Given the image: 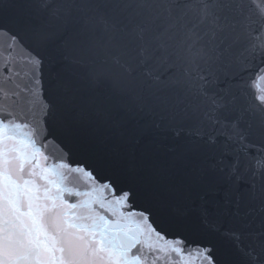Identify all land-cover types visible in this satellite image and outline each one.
<instances>
[{
	"label": "snow or ice",
	"instance_id": "snow-or-ice-1",
	"mask_svg": "<svg viewBox=\"0 0 264 264\" xmlns=\"http://www.w3.org/2000/svg\"><path fill=\"white\" fill-rule=\"evenodd\" d=\"M0 36V264H264V0H0Z\"/></svg>",
	"mask_w": 264,
	"mask_h": 264
},
{
	"label": "water",
	"instance_id": "water-1",
	"mask_svg": "<svg viewBox=\"0 0 264 264\" xmlns=\"http://www.w3.org/2000/svg\"><path fill=\"white\" fill-rule=\"evenodd\" d=\"M5 38L3 36H0V42H2ZM260 86L264 88V80H258ZM255 83V82H254ZM257 95H264V93H257ZM50 151L53 153L55 152V149L50 148Z\"/></svg>",
	"mask_w": 264,
	"mask_h": 264
}]
</instances>
